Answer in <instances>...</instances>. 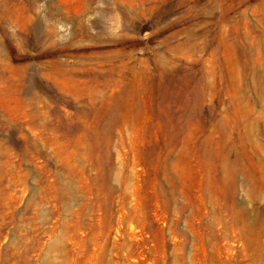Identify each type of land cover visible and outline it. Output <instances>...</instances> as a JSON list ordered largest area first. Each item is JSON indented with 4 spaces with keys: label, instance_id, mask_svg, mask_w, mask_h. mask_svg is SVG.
<instances>
[{
    "label": "rangeland",
    "instance_id": "374dc122",
    "mask_svg": "<svg viewBox=\"0 0 264 264\" xmlns=\"http://www.w3.org/2000/svg\"><path fill=\"white\" fill-rule=\"evenodd\" d=\"M0 264H264V0H0Z\"/></svg>",
    "mask_w": 264,
    "mask_h": 264
}]
</instances>
